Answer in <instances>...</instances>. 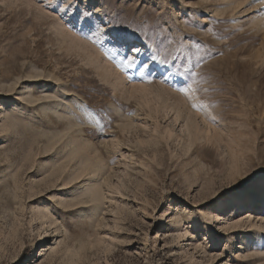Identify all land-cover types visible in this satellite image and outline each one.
I'll list each match as a JSON object with an SVG mask.
<instances>
[{"label": "rangeland", "instance_id": "obj_1", "mask_svg": "<svg viewBox=\"0 0 264 264\" xmlns=\"http://www.w3.org/2000/svg\"><path fill=\"white\" fill-rule=\"evenodd\" d=\"M29 3L31 8L24 6ZM58 3L0 0V112L9 106L14 123L0 131V176L9 164L0 177V264H24L44 234L47 243L29 264H219L221 259L264 264V246L256 253L250 237L254 226L262 227L264 206L261 211L229 201L238 190L249 192V198L264 190V173L246 181L264 166V5L258 0H145L136 12L138 0H120L117 8H95L108 13L112 35L132 40V32L139 31L148 41H163L177 63L199 61L186 98L160 80L126 84L122 71L104 56L105 51L115 55V49L81 39L45 10ZM85 3L92 8L103 0ZM165 8L173 33H154ZM180 11L187 16L181 18ZM186 36L194 39L183 40ZM129 75L137 74L132 69ZM31 77L59 82L53 101L33 92L37 102L17 99L8 105L7 98ZM10 82L16 85L6 91ZM63 97L79 100L78 117L90 130L106 126L108 139L82 136L79 124L62 117ZM49 103L61 114L49 112ZM76 137L86 149L80 154L98 166L90 188L100 191L95 203L87 202L88 193L81 197L72 191L86 180L70 182L73 163L63 170L58 166L75 152ZM53 191L67 196L52 198ZM224 192L231 194L217 200L224 203L217 209L216 202L215 212H189L175 204L180 200L196 209ZM90 208L101 211L77 215ZM194 218L200 223L190 234Z\"/></svg>", "mask_w": 264, "mask_h": 264}, {"label": "snow or ice", "instance_id": "obj_2", "mask_svg": "<svg viewBox=\"0 0 264 264\" xmlns=\"http://www.w3.org/2000/svg\"><path fill=\"white\" fill-rule=\"evenodd\" d=\"M37 4L43 5V0H35ZM261 5H264V0H258ZM166 3H170V0H166ZM187 3V0H185ZM61 4L64 5L61 8ZM120 4V0H103V3L100 5H95L92 8H89L85 3V0H60L55 7L45 6V10L58 15V19L66 26L70 27L71 31H74L81 39L87 40L92 43L94 46L100 45L103 43L105 47H111L115 49V55L107 51L104 52L106 59H110L115 63V66L122 71L126 78V84L141 83V84H153L155 80H160L163 83L169 84L176 92L184 94L187 98V93L190 88V82L196 79L195 68L199 67V61L192 65L191 63L185 64L183 62L177 63V57L171 56L170 53H167L163 47V41L146 40L139 31L132 32L133 40H129L127 37L112 35V30L109 28L108 24L105 22V16L108 15L107 12L103 14L95 11L96 7L101 9L105 7L117 8ZM6 6V5H5ZM25 7H32V4H26ZM153 8H156V5H151ZM252 5L248 4L245 6V11L247 8H250ZM142 7H145V0H138V6L136 12H139ZM171 7L174 10L179 11V8L176 4H171ZM156 11L159 12L160 9L156 8ZM195 14V13H194ZM119 15V12H117ZM167 15V8L164 9V14L160 15L158 23L151 29L152 32H163L167 30L169 34L173 33V25L170 24L168 19H165ZM199 15L204 17L203 12H200ZM261 15H264V10L261 11ZM187 13L180 11V17H186ZM67 17V19H66ZM206 18V17H204ZM81 20L83 23L81 24ZM87 33H92V35H87ZM193 37H183V40H193ZM183 40L178 41L180 46H183ZM120 57L118 60L116 57ZM134 69L136 72V77L129 75V71ZM64 103L60 105L59 110L63 113V116L73 123L80 125L82 129V136L87 138L95 139H108V137L103 135L106 126H100L98 128L89 129L84 121H82L77 115V105L80 103L79 100L71 97L61 98ZM130 99L135 100L136 96L133 94ZM67 105V107L65 106ZM50 107H52L50 105ZM190 107L196 109L198 106L196 104H190ZM99 124V121H97ZM110 126V124L108 125ZM258 173H264V166L257 169L253 172L247 180L253 179ZM73 183H76L73 181ZM87 183H95L94 180H89ZM232 191H235L233 189ZM231 193L224 192L218 194V197L213 199L209 204H206L204 207H197L196 209L190 208L188 204L175 200V197L172 199L175 200V204L180 209H187L189 212L198 211H211L215 212L216 209L213 205L221 197H227ZM50 197L55 198L57 196H67V193H60L53 191L48 194ZM51 207V205H47ZM100 209L90 208L82 209L77 215L89 216L94 213H98ZM53 215H59L53 210ZM115 215V213H113ZM193 229L190 230V234H195V228L199 225V220L193 219ZM67 226V225H66ZM71 230V229H70ZM199 239V236H197ZM104 245H101L103 247ZM110 252L111 249H108ZM219 251V249H217ZM105 256L108 255V252L104 253ZM222 257H227V253H221ZM22 264V262H21ZM104 264H107L105 260ZM219 264H224V260L221 259Z\"/></svg>", "mask_w": 264, "mask_h": 264}, {"label": "bare ground", "instance_id": "obj_3", "mask_svg": "<svg viewBox=\"0 0 264 264\" xmlns=\"http://www.w3.org/2000/svg\"><path fill=\"white\" fill-rule=\"evenodd\" d=\"M133 40V39H132ZM37 74V73H36ZM39 74V73H38ZM40 76V75H39ZM38 77H31V78H28L23 85H21L19 87V89H21V91H19L17 94H15V97L13 98H7V100H9L8 102V105L9 104H13L15 102H17L16 100L17 99H20L21 102H25V104L27 103H33L34 101L37 102V99H36V96L33 94V92H40V95L43 94V97L48 100L49 102L52 100L53 101V98L57 96V91H58V83L56 84L55 82L53 83L52 80L51 82H44L42 80H38L37 79ZM43 79V78H42ZM47 79V78H46ZM46 81V80H45ZM3 85V84H2ZM16 85L15 82H10L8 85L5 84V86L7 87V90L6 91H10V89H12L14 86ZM4 87V85H3ZM5 87V88H6ZM39 94V93H38ZM38 95V96H40ZM40 98V97H39ZM42 100H45L43 98H40ZM39 99V101H40ZM51 101V102H52ZM35 103V102H34ZM53 104V103H52ZM51 103L48 104L49 106V109H47L48 111L51 110L55 115H57L58 113H60V111H57L55 110L54 108L50 107V105L52 106ZM15 108V107H14ZM12 110V109H11ZM9 106H4V108L1 110L0 113H2L1 117H2V120H0L2 123L0 124V131H5V129L7 128V125L8 123L11 121V118H9L8 116V113H9ZM50 112V111H49ZM61 114V113H60ZM63 114V113H62ZM90 115L91 116H94L93 113L90 112ZM61 116V115H60ZM11 117V116H10ZM59 117V116H58ZM64 117V116H62ZM8 122V123H7ZM16 123V122H15ZM11 124H14L13 122H10V125ZM15 126V125H14ZM70 127V126H69ZM12 128V127H10ZM71 129V128H70ZM66 131V130H65ZM70 131V130H69ZM64 132V131H63ZM68 132V131H67ZM60 134V133H59ZM63 134V133H62ZM53 135V134H52ZM55 135V134H54ZM64 135V134H63ZM62 135V136H63ZM59 137V136H57ZM56 138V137H54ZM65 138V137H63ZM78 138V139H76ZM75 139V142L72 143V148L75 149V152L73 151H70L68 149V151H70V153H67V157L65 156V162H62L60 163V165H58L60 167L61 170H63L65 167L68 168V164L70 166V163L72 164L73 163V167L69 173V180L70 182L71 181H76L78 180L81 176H84L86 178L85 182L81 185H78L76 186L75 188H73L74 190L72 191H77V193L81 192L80 196L82 197V195H85L87 196L85 193H88L89 198L87 197V199H89V201H87L88 203L89 202H92L96 200H98V194L99 192L97 191V187H96V190L94 188V190L92 189V192L90 191V188H91V184L87 183V181L89 180H94L92 179L93 176L96 174L97 170H98V166L96 165H92V163H89L88 161V158L85 156V155H81L80 154V151H82L83 149H85L83 147V149L81 150V145H80V139L79 137H76ZM2 139V136L1 138ZM50 139V138H49ZM60 139V137H59ZM56 140V139H55ZM58 140V139H57ZM70 140V139H69ZM49 141V140H48ZM47 141V142H48ZM53 141V140H52ZM59 141V140H58ZM57 141V142H58ZM66 141V140H65ZM49 143H52V142H49ZM48 143V144H49ZM47 144V143H46ZM57 144V143H56ZM70 144V143H69ZM65 145L64 148H67L69 147L68 145ZM44 146V145H43ZM47 146V145H46ZM45 146V147H46ZM51 146H55V142H53L51 144ZM47 148V147H46ZM49 148V147H48ZM50 149V148H49ZM52 149V148H51ZM86 150V149H85ZM84 150V151H85ZM88 151V150H87ZM65 152V151H64ZM86 152V151H85ZM91 154V153H90ZM88 155V154H87ZM90 159H91V156H90ZM60 160H63V159H60ZM59 161V160H58ZM73 161V162H72ZM97 161V160H96ZM95 161V162H96ZM93 162V163H95ZM58 163V162H57ZM9 165V164H8ZM7 165V169H6V172L1 174V178H4V176L8 173V168L9 166ZM57 165V164H56ZM76 166V167H74ZM18 167V166H17ZM12 169V168H11ZM4 172V171H3ZM12 172V171H11ZM59 172V171H58ZM65 172V171H64ZM61 175V174H60ZM64 175V174H63ZM62 176V175H61ZM65 176V175H64ZM96 176V175H95ZM68 179V178H67ZM96 185V184H95ZM98 186V185H97ZM95 187V186H94ZM261 188L262 190L264 189V179L261 181ZM71 191V192H72ZM84 191V193H83ZM89 191L91 192L89 194ZM76 194V193H75ZM78 195V194H77ZM252 195V194H251ZM80 196H78L77 198H80ZM250 196V193L249 192H246L244 190H238L235 195L233 196H230V199L229 201L231 202L230 204L231 205H234V204H242V202H244L247 206H258L259 209H261L262 211V206H264V190L263 191H260L259 193H257V197H254V198H249ZM77 203V202H76ZM81 203V202H80ZM83 203V202H82ZM93 203V202H92ZM224 203V201L222 200H219L217 202V209L219 208V206H221L222 204ZM240 206V205H239ZM250 217V216H249ZM247 222H248V225H249V228H253V225L251 224V217L247 219ZM260 226V225H259ZM193 227V225L191 226ZM253 229H256V231L254 233H252L250 235V237L252 236L254 238V242H253V248H254V251L256 253H259V252H262V249H263V246H264V218H263V221H262V227H255ZM47 243V235L44 234L43 236H41L39 238V240L35 243H33V245L31 246V248L34 247V249L30 252V254L27 255V259L24 261V264H29L31 261L34 260V258L36 257L37 255V252L39 250V248L41 247H44ZM37 248V250H36ZM36 250V252H35ZM264 260V259H262Z\"/></svg>", "mask_w": 264, "mask_h": 264}]
</instances>
